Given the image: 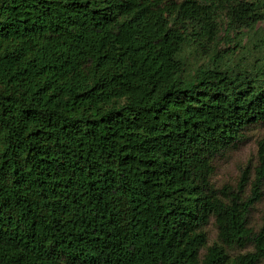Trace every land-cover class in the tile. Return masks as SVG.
Returning a JSON list of instances; mask_svg holds the SVG:
<instances>
[{"label": "trees", "instance_id": "1", "mask_svg": "<svg viewBox=\"0 0 264 264\" xmlns=\"http://www.w3.org/2000/svg\"><path fill=\"white\" fill-rule=\"evenodd\" d=\"M262 8L0 0V264H263L264 220H249L264 138L252 180L246 166L235 187L211 182L215 157L264 124V65L219 49L223 26L249 33ZM191 44L207 62L188 72Z\"/></svg>", "mask_w": 264, "mask_h": 264}, {"label": "rangeland", "instance_id": "2", "mask_svg": "<svg viewBox=\"0 0 264 264\" xmlns=\"http://www.w3.org/2000/svg\"><path fill=\"white\" fill-rule=\"evenodd\" d=\"M264 14V8H262ZM219 43L220 53L226 55V62L232 65L240 64L242 67L251 66L253 63L264 65V19L260 20L253 31L245 32L242 36L235 35L232 31H224L222 27ZM186 71H192L201 64L206 63V57L197 51L196 46L191 44L185 47ZM247 139L236 147L229 148L213 160V172L211 182L215 187L230 185L235 187L240 178L241 170L248 166L250 180L253 179V167L257 161V142L264 138V124H254L246 131ZM251 183L245 187V194H249ZM264 220V191L261 199L256 202L250 214L249 223L254 229H258ZM208 244L216 240L217 228L213 219L206 225ZM250 247L240 249L238 252L249 250ZM203 252V250H202ZM237 252V250H236ZM264 264V263H263Z\"/></svg>", "mask_w": 264, "mask_h": 264}]
</instances>
